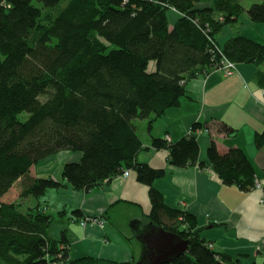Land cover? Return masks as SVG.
<instances>
[{"label":"trees","instance_id":"obj_1","mask_svg":"<svg viewBox=\"0 0 264 264\" xmlns=\"http://www.w3.org/2000/svg\"><path fill=\"white\" fill-rule=\"evenodd\" d=\"M243 13L264 23V0L246 8L241 0H0V264H129L70 258L65 236H50L53 216L40 203L20 209L24 198L62 185L33 176L31 167L66 150L81 156L62 166V179L73 189L89 191L129 169L149 186L153 222L188 244L162 264H236L192 230L191 216L165 207L151 186L164 170L138 163L136 155L143 148L137 121L151 128L179 104L188 80L215 71L225 56L264 62V45L248 37L217 41L221 28ZM258 75L264 86V74ZM254 138L261 147L264 130ZM151 142L167 150L174 167L204 166L193 135ZM207 151L222 183L253 189L255 171L244 149L220 153L212 141ZM171 218L189 225L181 229Z\"/></svg>","mask_w":264,"mask_h":264},{"label":"crops","instance_id":"obj_2","mask_svg":"<svg viewBox=\"0 0 264 264\" xmlns=\"http://www.w3.org/2000/svg\"><path fill=\"white\" fill-rule=\"evenodd\" d=\"M246 1L242 4L244 8L258 0ZM235 35L264 45V23L253 22L243 13L221 28L217 41L224 45ZM259 72L264 74V62L258 65L236 62L231 75L215 70L193 77L185 83V94L179 104L168 108L151 128H147L146 120L137 121L143 148L137 152L136 161L164 170L163 176L154 178L151 186L159 191L165 207L191 216L192 230L212 243V249L237 260L236 264L264 261V204L258 202L259 189L241 191L235 185L222 183L209 166L207 148L214 141L220 153L227 152L229 147L244 149L255 175L264 184V144L257 148L254 138L264 130V86ZM195 123L200 128L192 129ZM222 126L233 130L227 133L221 130ZM187 134L198 141L197 162L203 167L198 163L174 167L167 162L165 148L152 146L153 137L168 136L174 142ZM80 157L79 152L59 151L31 167L33 176H50L62 183L46 190L42 201L47 202L44 211L49 210L53 216L50 236L54 240L65 236L70 258L93 256L142 264L146 240L157 225L150 217L149 186L140 183L131 169L128 176H123L122 171L89 191L73 189L62 179V166ZM73 210L81 211L82 215L74 216ZM82 216H96L105 225L83 226ZM173 223L181 229L189 225L171 218L169 224Z\"/></svg>","mask_w":264,"mask_h":264},{"label":"water","instance_id":"obj_3","mask_svg":"<svg viewBox=\"0 0 264 264\" xmlns=\"http://www.w3.org/2000/svg\"><path fill=\"white\" fill-rule=\"evenodd\" d=\"M148 235V234H147ZM147 238V237H146ZM147 251L142 264H162L187 250V240L170 230L157 226L147 238Z\"/></svg>","mask_w":264,"mask_h":264},{"label":"built area","instance_id":"obj_4","mask_svg":"<svg viewBox=\"0 0 264 264\" xmlns=\"http://www.w3.org/2000/svg\"><path fill=\"white\" fill-rule=\"evenodd\" d=\"M220 63L221 64L218 67H216L215 70L220 71L225 76L233 74V72L236 69V63L231 61L230 59H228L226 56L222 57V59L220 60ZM130 172H131L130 169L125 170V171H123V175L128 176L130 174ZM253 182H254L253 187L259 189L261 192V195L259 197L258 202L261 204H264V184H262V181H260L256 175H254V177H253ZM80 222L82 225L87 224V223H91V222L99 223L100 226L105 224V222L102 219H100L96 216H90V217L85 216L84 218H81ZM208 245L210 248H212V243L208 244ZM52 264H62V263L52 262Z\"/></svg>","mask_w":264,"mask_h":264},{"label":"rangeland","instance_id":"obj_5","mask_svg":"<svg viewBox=\"0 0 264 264\" xmlns=\"http://www.w3.org/2000/svg\"><path fill=\"white\" fill-rule=\"evenodd\" d=\"M242 2V4H244L245 3V0H242L241 1ZM246 3H250L249 2V0H247L246 1ZM152 64H153V62H150L149 63V67L150 66H152ZM153 67V66H152ZM27 113L26 112H21L20 114H19V119L20 120H25L26 118H27ZM124 176V175H123ZM49 189H51V188H48V189H46L47 191L49 190ZM44 196L45 195H41V196H39V197H31V196H29L28 198H24L21 202H23V204L21 205L22 207H20V209L22 210V211H24L25 210V208H26V206H31V207H34L36 204H38V203H40L41 204V206H43V207H45L46 206V204H47V202H42L43 201V199H45L44 198ZM13 198H16V196H13ZM48 212H50L49 210H48ZM81 223V222H80ZM91 223H93V222H91ZM94 223H96V222H94ZM97 225H99V223H96ZM105 224H103L102 226H100L101 228L104 226ZM83 226H85V224L83 225Z\"/></svg>","mask_w":264,"mask_h":264}]
</instances>
